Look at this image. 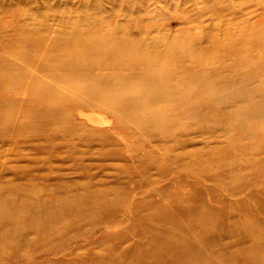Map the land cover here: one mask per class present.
I'll return each mask as SVG.
<instances>
[{
  "label": "rangeland",
  "instance_id": "rangeland-1",
  "mask_svg": "<svg viewBox=\"0 0 264 264\" xmlns=\"http://www.w3.org/2000/svg\"><path fill=\"white\" fill-rule=\"evenodd\" d=\"M89 3V67L24 41L0 59V264H120L161 238L200 240L183 264L264 262V0Z\"/></svg>",
  "mask_w": 264,
  "mask_h": 264
},
{
  "label": "bare ground",
  "instance_id": "bare-ground-1",
  "mask_svg": "<svg viewBox=\"0 0 264 264\" xmlns=\"http://www.w3.org/2000/svg\"><path fill=\"white\" fill-rule=\"evenodd\" d=\"M66 1L67 3L61 4V0H0V59L5 67L12 68L16 64L13 58L11 59L9 56H6L4 49L12 44L23 41L35 46L34 48L26 47L24 50L37 49V47L46 49L47 47L49 49L55 47L58 51H68L72 54L75 61L85 67H89L93 63V59L89 56L92 52H82L79 48L83 49L85 46L94 47L93 44L96 45L95 39L93 43L92 41L87 42L86 37L97 26L93 21H87L88 17L86 16L82 17V19L86 18L85 20H80V16L77 13L80 12L81 15L94 13L93 10L95 7L94 5L90 6L89 0H82L86 6L82 9L78 5L75 8L71 7L75 0ZM84 9L88 12H85ZM71 10L75 11L76 19L70 17L69 12ZM108 38L110 37L108 36ZM110 44L105 45V50L108 52L106 55H116L118 53L124 58L126 51H130L133 48L132 45L127 47L124 44V46L118 47L115 44ZM105 50L102 54H104ZM45 56L48 58L51 57L49 52ZM101 57L102 55L100 53L96 59ZM21 68L24 69L26 66H22ZM68 205L71 204L67 203V201L59 203L55 208L57 210L52 212L53 216L62 214V210ZM211 237L210 243L217 241L215 236ZM199 241L194 240L191 244L178 245L177 240L172 242L161 238L156 241V247H161L160 252L141 249L142 251L137 254L134 252L135 249H132L136 248V245H134L131 246V250H127V258L121 261L120 264H125L126 262L130 264H183L186 261L180 259L178 250L184 252L188 246L192 245L194 255H200L202 250L200 249ZM235 244L237 243L233 245ZM217 245L213 244L212 246L215 249ZM241 247L243 250L239 254L244 256L249 251V248L245 246ZM241 263L264 264V262L259 261L255 257L253 260H242Z\"/></svg>",
  "mask_w": 264,
  "mask_h": 264
}]
</instances>
